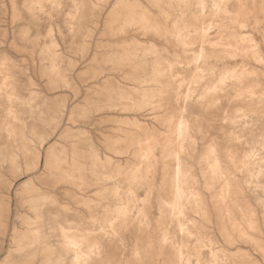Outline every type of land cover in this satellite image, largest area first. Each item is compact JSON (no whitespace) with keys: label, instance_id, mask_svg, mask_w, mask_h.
Here are the masks:
<instances>
[{"label":"clouds","instance_id":"1","mask_svg":"<svg viewBox=\"0 0 264 264\" xmlns=\"http://www.w3.org/2000/svg\"><path fill=\"white\" fill-rule=\"evenodd\" d=\"M0 264H264V0H0Z\"/></svg>","mask_w":264,"mask_h":264}]
</instances>
